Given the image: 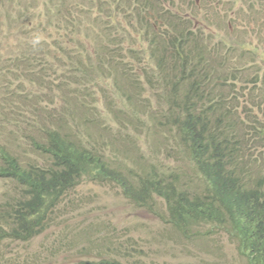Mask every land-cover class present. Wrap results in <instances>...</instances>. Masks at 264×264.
I'll use <instances>...</instances> for the list:
<instances>
[{
  "label": "trees",
  "instance_id": "1",
  "mask_svg": "<svg viewBox=\"0 0 264 264\" xmlns=\"http://www.w3.org/2000/svg\"><path fill=\"white\" fill-rule=\"evenodd\" d=\"M210 1L224 0H23L14 32L0 22V264L67 221L83 181L117 186L157 238L199 255L189 264H220L217 234L264 264V0H227L238 12L208 34ZM97 225L44 247L123 264Z\"/></svg>",
  "mask_w": 264,
  "mask_h": 264
},
{
  "label": "rangeland",
  "instance_id": "2",
  "mask_svg": "<svg viewBox=\"0 0 264 264\" xmlns=\"http://www.w3.org/2000/svg\"><path fill=\"white\" fill-rule=\"evenodd\" d=\"M21 1L23 0H0V22L4 21L10 24L11 33L15 31L14 26L18 20L26 19L25 15L19 17V14L24 10ZM40 7V0H37L31 12L38 13ZM224 12L225 9L222 7H214V10H210V14L216 19H222ZM0 28H6L3 22ZM246 38L249 44H252L253 38L250 36H246ZM74 45H77L75 37L69 42V48ZM4 46H8V41ZM11 129L12 126L0 128V145L2 136L11 134ZM18 148L22 154L30 152L27 148ZM74 195L79 207L67 215V221L52 224L45 233L29 242L7 245L8 251L18 260L17 264L28 256H30L29 263L32 264H71L78 260L80 256L76 254V248L61 250L59 252L61 254L55 255L48 254L44 247L47 242L56 243L60 235L69 230L65 227L71 223L88 227L93 224V228H96L95 225L98 224L97 227L101 228L103 234L108 236L107 240L116 242L121 249L128 252L127 257L123 254L118 256L123 264H189L192 261L196 263L199 258L197 253H195V258H193L194 253L187 254L183 250V243L177 240L169 230L167 232L171 236L170 239L157 238L155 230L162 228L161 224L145 210L129 203L114 184L98 185L83 181ZM214 237L218 239L220 245V264H244L237 249L230 246L231 243L225 236L217 234ZM212 258V254H204L205 260H212Z\"/></svg>",
  "mask_w": 264,
  "mask_h": 264
},
{
  "label": "clouds",
  "instance_id": "3",
  "mask_svg": "<svg viewBox=\"0 0 264 264\" xmlns=\"http://www.w3.org/2000/svg\"><path fill=\"white\" fill-rule=\"evenodd\" d=\"M167 2H165V5L167 6V7H170L171 9H173V10H178L179 12H181V11H185L184 10V8H185V5H190V3H191V0H166ZM198 1V0H197ZM227 3V0H224L223 2H220V5L219 4H217V3H214L213 1H210V2H208L207 4H206V6H213V7H208V8H205L206 9V11L207 12H209V14H210V10H214V7H222V8H224L225 9V12H224V16H223V18L222 19H216L213 15V17H214V21H213V23L210 25V27H206V32L208 33V34H213V30L212 29H219L220 27V24H221V27H223L224 25H225V21H229L230 20V18L229 17H232V16H234V12H238V10L237 9H233V10H229L228 8L230 7L229 5H227L226 4ZM210 9V10H209ZM211 15V14H210ZM239 15L242 17V18H246V15H247V13H244V12H241V13H239ZM206 18V16L204 15V14H200L199 16H198V19L199 20H204ZM229 18V19H228ZM260 19H261V17H260ZM239 25L241 24V23H238ZM244 31V30H243ZM244 36H249V34H247V33H242ZM251 37V36H250ZM256 39H257V35H256V37H255V39H254V43H256ZM262 39H264L263 37H262ZM262 44V43H261ZM260 44V45H261ZM259 45V46H260ZM258 46V47H259ZM40 236V235H39ZM39 236H35V237H33V238H31L30 239V241L31 240H33V239H35V238H37V237H39ZM29 242V241H28ZM21 243H26V242H21ZM121 260V259H120ZM122 261V260H121ZM122 263H123V261H122ZM29 264H32V263H29ZM156 264H158V263H156ZM160 264H163V263H160ZM164 264H166V263H164Z\"/></svg>",
  "mask_w": 264,
  "mask_h": 264
}]
</instances>
